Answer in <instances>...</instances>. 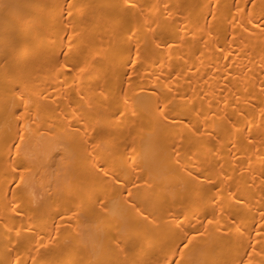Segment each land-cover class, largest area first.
<instances>
[{
  "label": "bare ground",
  "instance_id": "6f19581e",
  "mask_svg": "<svg viewBox=\"0 0 264 264\" xmlns=\"http://www.w3.org/2000/svg\"><path fill=\"white\" fill-rule=\"evenodd\" d=\"M0 264H264V0H0Z\"/></svg>",
  "mask_w": 264,
  "mask_h": 264
}]
</instances>
